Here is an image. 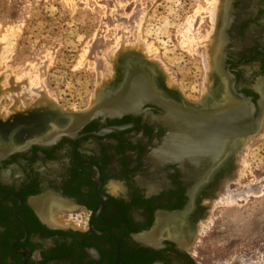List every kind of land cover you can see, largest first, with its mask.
Wrapping results in <instances>:
<instances>
[{"label":"flooded vegetation","instance_id":"obj_1","mask_svg":"<svg viewBox=\"0 0 264 264\" xmlns=\"http://www.w3.org/2000/svg\"><path fill=\"white\" fill-rule=\"evenodd\" d=\"M221 1L211 57L222 85L201 103L161 98L165 110L93 120L52 144L16 139L25 123H8L0 264H204L197 228L212 198L206 182L250 111L239 96L254 119L264 115V0ZM224 86L222 100H208Z\"/></svg>","mask_w":264,"mask_h":264},{"label":"rangeland","instance_id":"obj_2","mask_svg":"<svg viewBox=\"0 0 264 264\" xmlns=\"http://www.w3.org/2000/svg\"><path fill=\"white\" fill-rule=\"evenodd\" d=\"M220 6L221 0H0V44L10 45L0 53L2 122L45 107L75 114L91 109L103 86L114 81L120 56L133 52L156 66L183 103H201L213 85ZM243 151L238 161L244 176L230 187L254 192L233 206L210 201L197 228L198 261L204 264H264V119Z\"/></svg>","mask_w":264,"mask_h":264},{"label":"bare ground","instance_id":"obj_3","mask_svg":"<svg viewBox=\"0 0 264 264\" xmlns=\"http://www.w3.org/2000/svg\"><path fill=\"white\" fill-rule=\"evenodd\" d=\"M223 1H221V4H222ZM218 3V2H217ZM216 4V3H215ZM216 10V8H215ZM217 11V10H216ZM222 11V5L220 7V12ZM217 13V12H216ZM216 15V14H215ZM209 17V16H208ZM213 19H215V16L213 15L212 16ZM221 17V16H220ZM140 18V17H139ZM212 19V20H213ZM140 20V19H139ZM140 22V21H139ZM138 22V23H139ZM140 24V23H139ZM190 24V23H189ZM193 26V25H192ZM188 30V29H187ZM193 30V29H192ZM188 33V32H187ZM8 35V34H7ZM209 35V34H207ZM128 34H126V37L127 38ZM8 38V37H7ZM124 38V39H125ZM128 39V38H127ZM195 39V38H194ZM207 39V38H206ZM213 43H214V46L212 47V57L214 58V52H215V49H216V44H217V36L214 35V38H213ZM197 40V39H196ZM3 41V40H2ZM1 41V42H2ZM140 39L137 41L138 43ZM198 41V40H197ZM127 42V40H126ZM200 42V41H199ZM219 42V41H218ZM4 43V42H3ZM1 43L0 46V53L3 54V53H7L8 51H10L8 49V47L10 46L9 44H6V43ZM125 43V42H124ZM138 43L136 46H138ZM146 43V42H145ZM143 41L141 43V45H143L144 47H146V44H145ZM192 43V41H191ZM127 44V43H126ZM196 44L199 46V44L196 42ZM209 44V43H208ZM119 45V44H118ZM121 45V44H120ZM140 45V47H141ZM151 45V44H150ZM142 46V47H143ZM152 46V45H151ZM150 46V49L152 50ZM197 46V47H198ZM141 47V48H142ZM143 47V48H144ZM119 47H117L118 49ZM125 48V46H124ZM11 49V48H10ZM197 49V48H196ZM136 50V49H135ZM144 50V49H143ZM193 50V49H192ZM118 51V50H117ZM153 51V50H152ZM156 51V50H155ZM133 52V51H132ZM145 52H148V50H146ZM10 53V52H9ZM114 53V52H113ZM135 53V52H133ZM137 53V52H136ZM138 54V53H137ZM140 54V53H139ZM197 54V53H196ZM7 55V54H6ZM127 55H129V53L127 54H124L123 56H121L119 59L120 61L122 62H119V59H118V62H116V77H114V81L113 79L111 81H109L108 83L105 84V86H103L104 88H102L103 90L100 92V94L98 93L97 95V100L99 98L100 99H105V98H108L109 97H121V93H123L124 89L123 88L125 86V81H126V75H127V71L129 69V61L127 63V61L125 62V59L124 57H126ZM131 55V54H130ZM135 55V54H134ZM5 57V56H4ZM8 57V56H6ZM123 57V59H121ZM129 57V56H128ZM112 58V57H111ZM5 59V58H3ZM7 59V58H6ZM136 60V59H135ZM135 60L133 61L134 63H136L137 65H140V66H137V67H142V61H139L137 59V61L135 62ZM206 60V59H205ZM110 61V60H109ZM2 63V61H1ZM149 63V62H148ZM212 67H215V60L212 62ZM151 64V63H149ZM109 65V63H108ZM153 65V64H152ZM145 66V65H144ZM151 73L154 74L153 76V84L155 85L157 91L159 92V94H155V90L154 88L153 91H151V93L147 92L146 90V86L143 84V87L142 90H139V88L137 89H132L130 90L129 94H130V98L128 99V103L125 102L124 103V99L122 100L123 102L119 103V105H117L116 103H114L113 105H110L108 106L106 109H104V111H107V112H110V113H115V112H118V110L121 109V107H128V106H132V107H136L138 106V98H142L144 96V98L147 97V95L149 94L148 98L150 97L152 100H158V98H162L164 99L165 101L167 102H170L172 104L174 103H177V102H184V98H181V96L177 93V92H173L171 91V87H168L167 86V83H165V78H163L161 76V74H159L158 72H155V69H151ZM164 69V68H163ZM153 71V72H152ZM111 73V72H110ZM113 74V73H112ZM212 74V73H211ZM216 74H218V72H216V70L213 69V77L212 80H213V83L215 84H218L219 86L222 85V81L220 82V76L219 78L216 79ZM215 77V79H214ZM27 79V78H26ZM125 80V81H124ZM136 80V79H135ZM140 80V79H139ZM25 82V81H24ZM29 82V81H28ZM42 82V81H41ZM212 82V81H211ZM32 83V82H31ZM21 84V82H20ZM26 84V83H25ZM24 84V85H25ZM34 85V83H32ZM152 84V85H153ZM211 84V83H210ZM18 85V84H17ZM30 84H27L25 86H27V88L29 87ZM32 85V87H33ZM124 85V86H123ZM43 87V86H42ZM134 87H141V84H139L137 82V85H135ZM225 86L223 87V89L221 90V88L218 89L219 91V95L218 96H215V95H212L210 94V97L208 98L209 99H212V100H222V97L224 96L223 93V90H224ZM26 89V88H25ZM25 89L23 90L24 93H26L25 95H27V91L25 92ZM34 89V88H33ZM31 89V90H33ZM38 89V88H37ZM41 88H39L38 90H40ZM211 89V88H210ZM213 89V88H212ZM21 91V89H19ZM27 90V89H26ZM139 90V91H138ZM213 90H217L216 86ZM138 91V93H136ZM212 91V90H210ZM31 92V91H30ZM37 93H39V91H36ZM42 92H43V88H42ZM42 92H40L39 94H41ZM45 92V90H44ZM43 92V93H44ZM262 92V91H261ZM24 93L22 94L24 96ZM33 93V92H31ZM35 93V92H34ZM8 94V93H6ZM11 94V93H10ZM9 94V95H10ZM12 94H16V93H12ZM20 94V92L18 93L17 92V95ZM20 94V95H21ZM29 94V93H28ZM46 94V93H45ZM223 94V96H222ZM8 95H6L7 97ZM13 96V95H11ZM11 99H13V97H11ZM159 96V97H157ZM22 97V96H21ZM9 98V96H8ZM29 98V97H28ZM110 98V99H111ZM10 99V100H11ZM17 99V98H16ZM20 98H18L19 100ZM95 100V99H94ZM127 100V99H125ZM163 100V101H164ZM24 101V100H23ZM19 102V101H18ZM17 102V103H18ZM29 101H27L26 103H28ZM167 102H164L165 104ZM20 103V102H19ZM215 103V102H213ZM10 104V103H9ZM168 104V103H167ZM184 104V103H183ZM11 105V104H10ZM208 105V104H207ZM7 106V105H6ZM170 106V105H169ZM25 107V106H24ZM23 107V108H24ZM205 107V106H204ZM27 108V107H25ZM170 108V107H169ZM17 109V108H16ZM54 109V111H52ZM175 109V108H174ZM174 109H171V110H174ZM178 109V108H177ZM7 110V109H6ZM51 110L48 109V110H44L43 113L40 112H33V113H30V112H22V113H19L18 117L16 120H14V123L13 124H18V122H21V123H25L23 125V127H14L15 129L16 128H21L22 129V132L20 133V135H16V139H21L23 138V140L25 138H28V139H36V140H40V139H48L50 140L52 137V134L54 133V129L55 127H61L62 128V131L61 132H68L67 130L70 128L69 127H77L75 124V121H74V118L73 117H68V116H61L60 113H58L57 109L55 107H53ZM167 110V109H166ZM29 111V110H28ZM169 111V110H167ZM176 112V110H175ZM6 113V112H5ZM4 113V114H5ZM226 113V112H225ZM1 114V113H0ZM3 114V113H2ZM182 115V114H180ZM184 115V113H183ZM229 115V112L227 114V116ZM226 116V117H227ZM5 118V117H4ZM1 120V118H0ZM19 120V121H18ZM226 122V118L224 119V124ZM11 124V125H13ZM9 124H5L2 122V120L0 121V128L3 130L4 133H2V130L0 132V142L2 141H8L9 140V135L10 133H12L10 130L13 128V127H10L8 126ZM3 126V127H2ZM40 127H42L40 129ZM226 127V126H225ZM246 127H250V126H246ZM228 130V133L230 134L231 133V130L230 128L227 129ZM13 134V133H12ZM27 139V140H28ZM10 140H11V137H10ZM15 140V139H14ZM25 140V141H27ZM24 141V142H25ZM18 143V142H17ZM236 143V144H235ZM21 144V143H20ZM234 145V146H233ZM236 145V147H235ZM17 148V147H16ZM238 148V144H237V140L234 142H231L229 145H227L225 148H224V151L228 150V149H231L230 152H233V153H230L227 155V157H224L223 162L216 168L214 169V173L209 177V179H207V185L209 184V186H207V197H209V194H212V196L210 195V197H212L210 200L212 201L211 202V205L213 204L216 205L214 202L215 198H219L220 201L218 202H221V205L224 204L226 206H233L235 205L237 202H240V201H244L246 202L253 194V187H248V189H245L244 190H231V187L230 185L234 182H239L243 176H244V170H240V164H239V161H238V154L237 153H234L235 150H237ZM247 149V148H246ZM202 150V149H201ZM244 152V151H243ZM227 154V153H226ZM225 154V156H226ZM237 154V156H236ZM246 155V154H245ZM245 165L247 164L248 165V161H244L243 162ZM218 165V164H217ZM244 168V167H243ZM242 171V172H241ZM241 172V173H240ZM236 182V183H237ZM239 185V184H238ZM242 186V185H241ZM247 188V187H246ZM204 189V188H203ZM257 190V189H256ZM255 190V191H256ZM204 191V190H203ZM201 192V191H200ZM257 192V191H256ZM261 192V191H260ZM204 193V192H203ZM209 193V194H208ZM259 193V192H258ZM237 205V204H236ZM211 221V220H210ZM206 225V224H205ZM186 226V225H185ZM204 232V229L202 230ZM201 234V233H200ZM236 264H246L244 260L242 259H237Z\"/></svg>","mask_w":264,"mask_h":264},{"label":"water","instance_id":"obj_4","mask_svg":"<svg viewBox=\"0 0 264 264\" xmlns=\"http://www.w3.org/2000/svg\"><path fill=\"white\" fill-rule=\"evenodd\" d=\"M123 55H121V56H123ZM121 59H123V57ZM124 59H125V62L127 61V63L129 61L130 67H129V69L127 71V75L125 77L126 81L124 80L125 86L123 85L124 86L123 88H125V89H124L123 93H121V97L119 95V97H112V98L109 97V99L105 98V99L99 100V98H98L97 102L95 103V105H93L91 107V109H89L83 113H79V114L61 112V110L56 108L58 113H60L61 116L73 117L75 123L77 122L75 124L77 127H69L70 128L69 132H60L61 128L55 127V129H54L55 133L52 134V136H51L52 138L48 141L43 140L45 144H52L53 142L60 140L62 137H67L69 135H72L73 133L75 134L76 132L82 130V128L84 126L91 123L93 120H100L102 122V124L105 125L106 119L121 118V117L127 116V115L137 116L138 114L145 111L144 108L147 105H155V106L160 107L164 110H165V108H167V107H164L166 105L164 104V102L160 98H158V100H156V99L152 100L150 97L148 98V96H149V94H148L146 98H144V96L142 98H138V101H137L138 106H136L135 108L132 106L121 107V109L115 113H110V112L104 111V109H106L110 105H113L114 103L119 105V103L123 102L122 101L123 99H124V103L125 102L128 103V99L131 97L129 94L130 90L137 89V88H139V90H142V88H144L143 84L145 86L147 85L146 86L147 92L151 93V91H153L152 88H154V90L156 92L155 94H157V95L159 94L155 85L153 84L154 83L153 82L154 74H152L151 70L149 69V68H151V69L154 68L155 72L159 73L156 66L149 64L147 61H145L143 59V57H141L137 53H129V55L124 57ZM137 59L139 61L143 62L141 65L142 67H137L140 65H137L136 63L133 62L134 60L136 62ZM119 62H122V61H120V59H119ZM115 77H116V75H115ZM137 82L139 84H141V87H134L135 85H137ZM138 91L136 93H138ZM100 92H99V94H100ZM157 97H159V96H157ZM125 99H127V100H125ZM239 100H240V102H243V103L245 102L250 108L248 115L245 118L243 117L242 119L239 120V124H238L239 127H234V130H233V131H235L234 135H236L234 140L236 141V139L238 137L239 140L241 141V144L238 145V149L242 150V148L245 144H247L248 142H250L251 140H253L254 138H256L260 134V132L262 130V126H263L264 115H260L258 118L254 119V113L251 112V109L253 110V105L250 102V100L245 95H240ZM50 107L51 106H49L48 108H50ZM46 109L47 108L45 107V108H40L39 110L42 111V110H46ZM171 109H172V107H171ZM31 111H33V110H31ZM246 126H250V127H246ZM23 128H25V127H23ZM41 128L42 127H40V129ZM71 129H72V131H71Z\"/></svg>","mask_w":264,"mask_h":264}]
</instances>
